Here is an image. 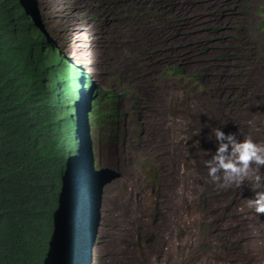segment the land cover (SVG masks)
Returning <instances> with one entry per match:
<instances>
[{"label":"rangeland","instance_id":"rangeland-1","mask_svg":"<svg viewBox=\"0 0 264 264\" xmlns=\"http://www.w3.org/2000/svg\"><path fill=\"white\" fill-rule=\"evenodd\" d=\"M40 1L61 43L137 97L106 160L97 264H264L251 182L219 189L205 167L214 129L236 134L240 109L264 90V0Z\"/></svg>","mask_w":264,"mask_h":264},{"label":"clouds","instance_id":"clouds-1","mask_svg":"<svg viewBox=\"0 0 264 264\" xmlns=\"http://www.w3.org/2000/svg\"><path fill=\"white\" fill-rule=\"evenodd\" d=\"M43 15L40 0H0L1 59L39 125L48 120L49 132H58L65 147L75 143L61 176L62 157L42 154L49 140L42 129L21 139L39 150L28 162L0 155V228L12 239L0 264L5 256L6 264H97L112 173L106 160L125 137L128 98L61 43ZM213 134L218 146L205 161L211 182L228 189L251 180L256 191L249 207L264 215V144L220 128Z\"/></svg>","mask_w":264,"mask_h":264},{"label":"trees","instance_id":"trees-1","mask_svg":"<svg viewBox=\"0 0 264 264\" xmlns=\"http://www.w3.org/2000/svg\"><path fill=\"white\" fill-rule=\"evenodd\" d=\"M3 50L0 48V155L18 154L20 156H14L21 158L24 162H28L29 159L26 157H32L38 150L35 146L29 147L26 143L22 142V138L27 133H38L40 129L43 130L45 136L49 139L48 145H43V155L46 157L61 156L62 167L60 170V176L63 174V168L65 167L66 161L72 153L74 148V140L71 139L69 144L65 147V141L62 139L60 134L50 133V124L48 120L42 121L39 125V118L33 115L28 107L27 100L24 97L20 100L14 92L13 76L8 72V68L4 67V62L1 59ZM182 76V74H181ZM129 88L124 90V94L131 102H136L137 97L132 96L129 92ZM134 106L136 104L134 103ZM136 109H131L130 113L136 114ZM127 114V113H126ZM71 151V152H70ZM4 240L0 242V253H4V244L9 249L12 242L11 238H8L7 233L0 228V239ZM3 264H6V256Z\"/></svg>","mask_w":264,"mask_h":264},{"label":"bare ground","instance_id":"bare-ground-1","mask_svg":"<svg viewBox=\"0 0 264 264\" xmlns=\"http://www.w3.org/2000/svg\"><path fill=\"white\" fill-rule=\"evenodd\" d=\"M43 17L46 20V17L44 15H43ZM253 72H254V69H253ZM260 112H261V114H259ZM263 113H264V90H263V88H261V90L258 92L257 95H255V97L253 99V106H250V107H247V108H244V109H242V108L240 109L239 116L236 118L237 120L235 121L236 124L238 123L237 124L238 125V128H236V134H235L236 135V138L238 140H242L244 136H250L255 142L264 144V122L260 124V119H259L260 116ZM246 126L247 127L250 126V128H247ZM217 146L218 145L215 144V148H217ZM261 170L262 169L260 168L259 169V174L260 175H262L261 174ZM250 182H251L250 187L248 186L249 197H251L252 194H255V191H256V189L253 188V182L251 180L246 181L245 183H250ZM188 216H189V214H188ZM258 218H262V217H258ZM252 223H253V227H252L253 230L252 229L251 230H252L253 235L255 234V236L258 238L259 242L261 244H263L264 243V238H262V233H264V226H262V224H261L262 221L261 222H258V221H256V218L252 217ZM257 235H259V237ZM257 243H258V241H257ZM174 247H176L175 246V243H174ZM177 249L179 250L178 251L179 252L178 254H179L180 258L183 259L185 261V263H189L190 260H187L186 257L189 259L191 257V255H187L188 253H190V252H188L189 250H188L187 244L185 246L183 244V242H180V243H178ZM189 249L192 250V252H193L192 255L196 254V256H198V255L202 254V253H199L197 251L194 252L193 249H191L190 247H189ZM195 250H197V249H195ZM172 254L173 253H170L171 257H172ZM209 260L212 261L210 259V257H207V256L205 257L204 256L202 258L203 263H201V264H207V262Z\"/></svg>","mask_w":264,"mask_h":264}]
</instances>
